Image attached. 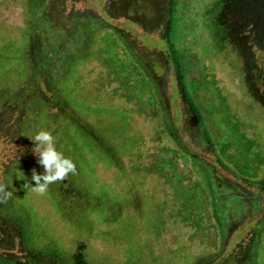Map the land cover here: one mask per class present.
Wrapping results in <instances>:
<instances>
[{
  "label": "rangeland",
  "instance_id": "374dc122",
  "mask_svg": "<svg viewBox=\"0 0 264 264\" xmlns=\"http://www.w3.org/2000/svg\"><path fill=\"white\" fill-rule=\"evenodd\" d=\"M243 2L0 0V257L264 264V0L259 22ZM40 130L76 165L42 195Z\"/></svg>",
  "mask_w": 264,
  "mask_h": 264
},
{
  "label": "clouds",
  "instance_id": "9594fccd",
  "mask_svg": "<svg viewBox=\"0 0 264 264\" xmlns=\"http://www.w3.org/2000/svg\"><path fill=\"white\" fill-rule=\"evenodd\" d=\"M31 141L34 143L32 153L36 156L37 163L42 166L43 173L38 174L33 168L29 183L23 185L25 189L42 195L50 184L65 180L69 174H76L75 163L57 151L55 138L50 131H38ZM32 182L35 186H32ZM11 197L12 192L8 191L6 184L0 181V203H6Z\"/></svg>",
  "mask_w": 264,
  "mask_h": 264
},
{
  "label": "flooded vegetation",
  "instance_id": "af4514ba",
  "mask_svg": "<svg viewBox=\"0 0 264 264\" xmlns=\"http://www.w3.org/2000/svg\"><path fill=\"white\" fill-rule=\"evenodd\" d=\"M257 1H259V0H256L255 2H254V0H245V2H243L242 4H243V8H245V10H243L242 9V11H243V17H244V19L245 20H247V19H251V20H256L257 22H259V16H258V12H256L255 10L256 9H254L255 7H256V4H257ZM263 1V0H262ZM247 7H248V9H247ZM251 9V10H250ZM250 14L252 15V17L251 18H249V16H250ZM54 186L55 187V184H51V186ZM71 185H72V188H73V186H75V184H74V180H73V183H71ZM78 193V190L77 189H75L74 188V190H73V194H77ZM69 194H71V195H73L72 193H69ZM68 194V195H69ZM50 195V194H49ZM52 195H57L58 197H60V198H62V197H64L65 195H58V194H52ZM68 195L66 196V197H68ZM29 218H31V219H33L35 222H36V218L34 217V216H29ZM23 238V234L21 233V239ZM35 240V237H34V239L33 240H31V241H34ZM22 245V246H25L27 249H31V248H29L28 246H26V244H24L23 243V240H22V242H19L18 243V245ZM33 245V244H32ZM26 249V250H27ZM1 250V254L3 255H8V251L6 252L5 251V247L3 248H1L0 249ZM4 252V253H3ZM28 252V250L26 251V253ZM22 253H23V250H22ZM21 253V254H22ZM39 253V252H38ZM28 254H29V252H28ZM25 255V254H24ZM24 255H21V258H22V261L24 262V264L26 263V264H31L32 262H33V259L32 258H25L24 257ZM4 258L6 259V263L7 264H17L18 262V259H11V258H9V259H7V257H4V256H1L0 257V259H3L4 260ZM43 260V259H42ZM44 260H45V258H44ZM5 262V261H4ZM23 262L22 263H18V264H23Z\"/></svg>",
  "mask_w": 264,
  "mask_h": 264
},
{
  "label": "trees",
  "instance_id": "16d2710c",
  "mask_svg": "<svg viewBox=\"0 0 264 264\" xmlns=\"http://www.w3.org/2000/svg\"><path fill=\"white\" fill-rule=\"evenodd\" d=\"M24 41H25V38H24ZM23 42V41H22ZM18 49H20V48H18ZM16 62V61H15ZM30 68H31V66H30ZM32 70V69H31ZM153 129V131L154 132H156V134L158 135V129L156 130H154V128H152ZM206 171V170H205ZM207 172V171H206ZM208 173V172H207ZM208 175H209V173H208ZM31 177V176H30ZM15 224H17V223H15ZM17 226L21 229V232H22V234L24 233V230H23V226H22V224L21 223H19V224H17Z\"/></svg>",
  "mask_w": 264,
  "mask_h": 264
}]
</instances>
